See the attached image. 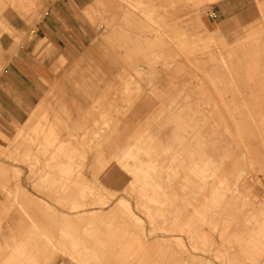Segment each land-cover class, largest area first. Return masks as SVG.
I'll return each instance as SVG.
<instances>
[{
  "label": "rangeland",
  "instance_id": "374dc122",
  "mask_svg": "<svg viewBox=\"0 0 264 264\" xmlns=\"http://www.w3.org/2000/svg\"><path fill=\"white\" fill-rule=\"evenodd\" d=\"M46 1H47V6L45 9V13L47 10H51V8L54 7V4L58 0H46ZM163 1L164 0H156L157 3H162V4H163ZM171 1H172V3H171ZM173 1H175V0H165L164 1L165 3L168 2V4H170L171 6H173L175 4L178 6V7L173 6V8L171 7L172 12L170 15L171 20L169 21L170 26H168V28L166 29V32H164V33L161 30H159L160 33H158V30H157L158 28L155 29L156 26L152 22H150V19L147 17L149 19V23H151L153 25V26H151L148 23L147 18L145 19V16H144V14L142 15V13H139V12L134 13L132 18H131L132 20L130 18H128L129 17L128 15L127 16L124 15V16H126L124 18H123V16H121L119 18L118 22H120V24H121L122 38L119 40L120 43L118 46H114L111 48L113 50H130V54H129L130 55V65L132 64L139 71V73L136 72V75L139 74L138 77L131 78V81L143 84L142 86H144V84L147 82V85L144 88L140 87L139 85H133V86L129 85V89L122 95V102L121 103H123L122 104L123 108H122V112H120V114H124L133 104H134L133 107H135V105L137 103H139L140 99L144 97L143 95L141 96L143 90L148 89L149 91L152 90L154 96L153 95H150V96L153 99L157 98L158 104L148 114V118H145V119L142 118L144 120H142L141 123L146 122V121H154V119L151 116L159 114L160 112H161V114L167 115L168 117L167 118L163 117L162 119H159L158 125H160V124L162 125L163 123H165V124H163L164 126H162V127L160 126V128H159V126L155 124V125H152V127L150 128L152 136H153V140L155 142L160 140L159 143L157 142L159 145L154 143L155 145H157V151L155 150L156 147L152 150L153 152L151 151L152 157L146 156V158H143L145 155L141 154L142 157L139 160V164H138V162L135 161L137 159H134V162H132L133 160L132 161L130 160V162H129V160H127L126 162L124 161L125 164H122V163H120V161H117V160L115 161L112 158V159H110L109 163H108V159L106 162L103 161L104 164H107L105 166L103 164L102 160L94 159L95 161H93V158L90 157L91 156L90 153L87 154L88 159L87 158L82 159L83 161L81 159L77 158L76 161L80 160V162L82 164L80 162L79 163L76 162L77 163L76 164L75 160H73V162L76 165L72 164V167L76 166L78 168V170H77L78 172H76L75 169L73 168L74 169V172L72 173L73 175H70L69 177L71 179L79 178L82 180L85 179V177H86V180L89 181L86 183H88L90 186H92L93 191L96 192V194H94L95 192H93L91 190L92 197L96 196L94 199L91 197V194L89 193L90 191L89 192L87 191L89 194L87 196V198L90 197V199H87V198H80L79 197L80 194H77L78 192L77 193L75 192L78 190H76L74 188H73L74 191L72 189H70L69 192H68L69 189L68 190L62 189V191L64 190V192L67 191L65 193L62 192L61 189H59V190L52 189L51 182H48L46 179L51 181V179L56 178L54 180L53 184H58L57 181L59 178L57 175L52 177V176L43 174L42 170H38L39 168H42V166L44 165L45 160L44 161L42 160L41 164H39L41 159H43V158H40L39 160H37V163L40 165V167L38 165H35V166L31 165L32 163L36 162L35 160H26L25 161V159H23L24 160L23 161L21 158H17L19 156H18V154H16L17 153L16 149H13V147L16 146V141H15L17 139L16 133L18 131L17 129L19 128V127L17 128V125H20V127H21L23 123L25 124V122H26L25 120L30 117V119L28 120V127L26 128V130L29 131L32 128V125L36 119V117H35V106L36 105L32 109H30L28 113L24 112L23 116H21L20 118H14L13 115L15 114V111L17 110V108L19 109V107H21L20 105H22V104H20V103L10 104L8 102H2V103L0 102V164L1 165L4 164V165L0 166V168H2L3 171L6 170L5 174H0V207H1V204H4L6 206L8 205L7 207L5 206L7 213H6V211L5 212L3 211L0 214L1 219H2L1 225H0V233L5 232V223L7 221L11 220L14 223V219L16 217H18V215L20 214V213L19 214L17 213L18 210L21 207H24L23 202L28 201L29 203H31L30 205H32V207L35 208V210L37 212L38 211L40 212V213L39 212L37 213L38 216H40L39 222L37 224V228L32 230L33 234H32L31 244H33V245L37 244L38 248L40 247L41 250L40 249L39 250L41 251V253L38 256H39V258H42V263H38L37 262V256H35L34 258L29 260V257L23 254L22 256H20L18 258L11 259L14 262L7 263V264H15V263L16 264H20V263L21 264L22 263L23 264H27V263L29 264L30 261L37 262L38 264H74V263L83 264L80 261V258H84V257H87L88 259H90V258L88 256H81L79 254L75 255L74 257L69 256L70 243L68 241V235L70 233L73 234L74 232H76V233L82 232V231H84L86 229H90V228L91 229L98 228L103 232L125 231L129 234H133L132 236H135L137 238L141 237L139 239L140 240L142 239V240L141 241L139 240V241L143 242V245L145 246V247H143V249L145 248V250L147 251V254L154 261L155 264L156 263L157 264H160V263L165 264L162 262H166V264H264V254H262L264 252H262L261 253L262 255H260V252L257 251L258 250L257 248H259V246L254 247L253 245H251V242H253V244H255V245L256 244L264 245V239H261L262 237H264V221H261V220H264V219H262V218H264V59L259 61L257 59V57L254 56V52L256 51L254 49V47L248 46V45H250V44H248V42H255V40H256L255 37H253L254 39L248 37V35L251 34L252 31H253L252 33L254 36L261 35L262 38H264V30H262V29H264V28H262V27H264V25H261V23H259L261 21H264V19L260 18V17L264 16V14H262V12H264V0H257V1L253 0L254 8H256V9H255V14L251 17L250 21L236 22V23L230 25V28H227L225 30L217 29V31H216L217 33H215L214 38L210 39V37L208 38V35H205V34L202 35V34L186 33L185 32L187 35L185 38V41L188 43L186 45V47L188 46V49L191 48L190 50H192L191 51V58L194 55L198 56L197 58H199V59L197 62H199L201 60V58L199 56L202 55L203 53L205 54L204 50H212L213 52L216 51L213 53V54H215V60H213L212 63H215L216 66H217V63L220 64V65L218 64L219 66H221V63H222V65H225V64H227V62H225L224 60L225 59L228 60L231 57L229 51L233 50V51H236L237 56L240 55L238 58H240V57L242 58V59L240 58V61H237V64H239L238 66H241V67L243 66V68H245V66H246L247 69L250 67V69H248L247 71H249V72L251 71V73H252L251 78L246 79V78H243L241 76H237L234 79H231V82L233 81V83H231L229 85V87H228V85H225V86L218 85V86L213 87L212 86L213 84L210 83V81L212 82V80L210 78H209V80H207L208 77H206V75H204L202 72V70L204 69V67H203L204 65L202 66V64L204 63L205 66L207 64V67L210 68L209 65H211V61H209V59L207 60L205 57H203L205 59L202 58L201 61H203V60H205V61H203V63L200 61L202 64L196 63L195 65L198 67L197 68L198 70H197V69H195L196 67L192 68V66L194 64H193V62L191 63V61H189L191 59L189 57L190 54L186 53V52H189L190 50H186L185 47H184L185 50H180V49H184V48H180L179 46L176 47L174 45V42H175L174 35L176 34V28L178 27V24H176L177 19H180L182 17L181 18V20H182L181 24L184 25L186 23L185 21L189 18V15L187 16V14H189L191 11H192V13H190L191 14L190 16H196V14H197V16H199L201 19L206 18V17H208L209 19H216V14L214 12L215 10L213 9V7H214L213 3H209L208 0H202L203 2L204 1L205 2L203 3L201 1L200 3H203L204 5L202 4L203 5L202 6L199 3V5H198L199 7L197 6V8H196L197 11L195 12L196 13L195 14V13H193L194 11L192 10V4L190 3L191 2L190 0H188L189 2L186 0V2L185 3L183 2V3L186 4L185 6L190 5L191 9L189 6H188L189 7L188 8V7L181 5V4H183L181 2V0H178L180 2L176 1L178 4L180 3L179 5ZM182 1H184V0H182ZM81 2L83 3L81 6H75L74 4L70 5L69 1H67V3L65 4V7H63L62 9L64 10L65 14H72V15L79 17V19L82 20V22H81L82 26H88V27H91L93 29V36L91 39V44H92V46H95V44H97L99 42V40H101L102 37H104V35L108 34L109 29H107V25L105 24L102 15L97 11L96 6L91 8V11H89V9L87 7L91 2L89 0H81ZM119 4L121 5V6H119L121 9L122 8L123 9L128 8V9L134 10V11L136 9L137 10L139 9V8L135 9L133 7H129L126 0H120ZM205 4H206V6H205ZM255 5H257L258 8ZM179 6H181V7H179ZM116 7L117 6L112 5V3H111L110 6L107 8L106 16L108 15L111 18L112 12L116 9ZM174 7H177V8H174ZM187 9H189V10H187ZM257 9H258V11H257ZM4 10H5V13L7 15L6 18L8 19L10 24L18 32H22L24 34V39L19 44L18 48L19 47L25 48V46L31 40L36 38L35 25L39 21H41V18L43 16L34 22H29L27 20V17L21 16L15 8L13 9V7H11L9 5H6ZM87 10L89 12H86ZM137 10H136V12H137ZM188 11H189V13H188ZM127 13L132 14V11H130V13L129 12H127ZM37 14H39V12L36 10L35 15H37ZM184 16H187L188 18H186ZM255 19L257 22L255 21ZM145 21H147V22H145ZM262 24H264V23H262ZM147 25L151 26L152 29L155 26L154 29L157 32L154 33L153 32L154 30H152L151 28H148V29H150L152 31H150V30L148 31ZM259 26H261V27H259ZM256 27H258L259 29L261 28V29L260 30L258 28L256 29ZM210 31H215V30H210ZM161 32L163 33L162 35H161ZM159 34L161 35V37L159 36ZM145 35H147V36H145ZM157 36H159L160 38H158ZM153 37H157V38H153ZM219 37L223 38L224 42L226 43V46L218 45L217 39ZM147 39H148V41H151V42L147 43L148 42ZM207 40H209L210 42H208ZM245 40H246V43H245ZM262 40H264V39H262ZM0 41H1V45L3 47L2 51L7 52L8 51L7 48L13 42V37L11 35H8V33L2 32V34L0 35ZM115 41H116L115 43L118 44L117 40H115ZM219 41H221V40H219ZM158 42L161 44V46H152V45H158L157 44ZM203 42L204 43L206 42L208 44V46L207 47L203 46V44H204ZM89 43L90 42L88 40H83V45H88ZM236 43L238 46L235 45ZM148 45H149V47H148ZM51 47H52L51 44H49V42L47 40L41 39L38 41V44H37V47L35 50H39V54H40V53H42V50H51ZM225 49L226 50L228 49V50L225 51ZM251 49L252 50L254 49L255 51L253 52ZM161 50L164 54H167L166 51H168L167 56L173 57L176 55L175 61H173V63H176V64L177 63L179 64V62L182 63L181 60H183V58L188 55L187 57L190 59H188V58L184 59V60H186L185 63H183V67L185 68V70L183 69L182 73L181 72L179 73L180 75L179 74L173 75L174 70H172V68H170L167 64H165L164 60L162 61L163 64L161 63L160 60L163 59L162 57H159V59L157 57V61H155V64H154L155 67L153 70L148 71L145 69V66L147 68V61H146L147 57L149 58V56L151 54L156 53V51L160 52V56H161ZM241 50H243V52H241ZM262 50H264V49H262ZM18 51L19 50H16V52L11 56V58L9 59L7 64L3 67L2 71L0 72V82H1V78L4 76L6 69L9 68L11 60L13 58H15ZM153 51H155V52H153ZM218 51H221V52H218ZM238 51H239V53L240 52L241 53L239 54ZM176 52L177 53L179 52L178 53L179 56L176 54ZM227 52L229 54H227ZM248 52L252 53V55L251 54L249 55ZM196 53H198V54H196ZM157 54L159 55V53H157ZM192 54H194V55H192ZM234 54L235 53H232V56ZM262 54H264V53H262ZM262 54H260V55L262 58H264V55H262ZM222 55H224V56H223V58L222 57L221 58L224 60H222L220 58V56H222ZM228 55H230V56L227 57ZM182 56H184V57H182ZM204 56H206V55H204ZM172 57H171V60H174V58H172ZM187 59H188V63H187ZM220 59L222 61H220ZM184 60H183V62H184ZM242 61H243V63H242ZM250 61H251V63H250ZM2 63L3 62L0 60V70H1ZM189 64H191L192 66ZM240 64H243V65H240ZM130 65H129V67H131ZM202 67H203V69H202ZM207 67H205V69ZM199 68H200V70H199ZM205 69L203 71H205ZM207 70L208 69H206L205 74H207ZM209 71H210V69L208 70V72ZM240 71H241V69H239V72ZM121 74H124L125 76L128 75L127 73H124V71H122L119 75L116 76V79L119 81L122 80L119 78V76ZM240 78H243V79H240ZM222 80H224V78H220V79L216 80L215 82H219V84H221ZM124 81H128L131 84V81L127 80V77L124 78ZM184 82H186V84H188L187 87H186V84ZM222 82H224V81H222ZM10 83H11V80H6L7 86L6 85L0 86V88L4 87L2 90L5 91L6 94H9ZM189 84L191 87H189ZM246 84H248V85L246 86ZM104 88L106 89V91H104V94H105L104 98H106V94H108L107 95L108 99L107 98L106 99L110 101L112 99V95L110 93L112 91L113 86L104 87ZM136 88L138 89L139 93H136ZM223 88L226 90V93H228V94H229V92H227L228 89L232 88L231 89L232 91L230 90L231 94H229V96H228L229 98L228 97L226 98L225 95L223 94V92L222 93L219 92V90L223 89ZM50 89H51L50 87H47L46 91L44 92V96H43V99L45 100V105L47 104V106L50 104L53 105L55 103L52 100V97L48 98L49 96H51V93H50L51 90ZM107 89L110 92H108ZM220 91H222V90H220ZM240 91H243V92H240ZM217 93H219V94H217ZM0 96H1V93H0ZM140 96H141V98H139ZM45 97L48 100L45 99ZM168 98L169 99L178 98V102L175 104L174 103L170 104L168 102ZM87 99H88L87 100L88 102H86V104H89L91 101L89 98H87ZM222 99H224V102L222 101ZM229 99L230 100L233 99V100L230 101ZM50 101L53 103H51ZM55 104H57V103H55ZM225 105L226 106L227 105L228 106H236L238 108H236L235 110H226L224 108ZM208 106H210L212 109L211 110L206 109V108H210ZM244 106H249L250 109L246 110L244 108ZM161 107H164L163 111L160 110ZM178 108H181V110ZM63 112H64V115L63 114L58 115V113H61V112H59V111H58V113L56 112L55 113L56 114L55 120L60 119L59 121L62 124L61 126H65L63 124L67 123V122H68V124H70L72 121L75 120V123H76L75 127L69 126V127H67V129L71 128L72 131L76 130L78 132V135L82 134V130H83V132L84 131L85 132L90 131L92 133L93 130H97V132H98V130H100V129L101 130L99 131L100 132L99 134H101V133L103 134L102 130L107 131L109 128H111V126H109L110 120H108L110 117H106L107 122L109 123V124L107 123L108 126H106V124L105 125L104 124L93 125L92 123H90L92 121L91 120L92 118L90 117V119H87L88 121L89 120L90 121L89 122L87 121L85 123V125L83 124L84 126L82 127V126L78 125V124H81L82 120L84 119V118L80 117V116H83L82 111H80V110H69L68 112L62 111V113ZM184 114H185V116L187 115L185 118L184 117L182 118V120H184V122H185V125H186V123H187V125H189V121H190V125L192 124V127H194V130H192V127H190V126L188 127L186 125L187 129L185 128L186 126L185 127L180 126L181 130L184 128L186 131L183 129V131L179 130L180 131L179 132L178 131L179 126L177 127L176 125H174L175 123L173 124V122H175V121H172V120L175 119L174 118L175 115H184ZM211 114L212 115H220V116H222V118H216V119L209 118L208 116H210ZM230 114L234 115L233 119L228 117V115H230ZM249 114H250V116H248ZM49 115L51 116V113ZM62 115H63V117H62ZM71 115L75 116L77 119H71L73 117ZM78 115H79V118H78ZM192 115H194V116H192ZM201 115L205 116V117H202L205 120H203L201 118V120L203 122H205V124H204L203 128H202V126L197 128L196 126H194V124H195L194 121L201 123L202 121H200V119H199L201 117ZM60 116H61V118H60ZM64 116L68 117L69 119H67ZM70 116H71V118H70ZM190 116H192V117H190ZM75 117H73V118H75ZM189 117H190V120L187 121L189 119ZM65 118L68 121L67 120L63 121V119L65 120ZM165 118H166V120H165ZM121 119L124 120V118H121ZM197 119H199V121ZM30 121H33V122L30 123ZM163 121H166V122H163ZM191 121H193V122H191ZM214 121L227 122V124H231V122L234 121L236 123H241V124L242 123H248L250 126L249 127H239V128L230 127V126H228L227 128L214 127L212 125L213 124L212 122H214ZM168 123H169V125H168ZM15 124H17V125L15 126ZM58 124H60V123H58ZM58 124L56 126L61 127ZM205 125H206V128H205ZM156 126H158V127H156ZM58 127H56V128H58ZM195 127H196V129H195ZM15 128H17V129H15ZM62 128L64 130L66 129V127H62ZM62 128L57 129V131H58L57 135L59 134L58 137L60 135L61 136L63 135L62 137L65 136V131L67 129L65 131L60 130ZM84 128H85V130H84ZM174 128H176L178 132H176V129H174ZM118 129H119V127H118ZM142 129H144V128L136 127L133 130V132L131 133V135H129L126 140H128V141L134 140L136 138L135 135L138 136L136 133L137 130H142ZM198 129H199V131L204 132V135L209 139V145L208 144H206V146L204 145L203 148L205 147L204 148L205 150L204 149L203 150L206 152L208 151L207 152L208 154L211 152V154H209V155H211L212 159H214L216 162H219L221 160V162H222L221 166L222 167L220 166L219 171L220 172L222 171L221 168H224L227 170L226 174L223 171L221 172L222 173L221 175H224V177H222V179L226 178V183H228L231 186V188L233 186V189H231L232 191L231 190L224 191L225 198L233 201V204H232L233 207L231 206L230 209L228 211H226L227 214L225 216H223V218H222V220H225L224 218H226V216H227L226 219L228 221L225 220L226 221L225 223L227 224V226H222V224L220 223L221 214L223 213L222 210L224 209V207H222V206H224V205L220 204L219 206H221V207H219L218 205L214 206V209H212V210H214L213 211L214 214L210 213L211 215L206 216L204 218V221L200 218V216L197 213H195L193 211L196 209L201 210V208L198 206H194L196 208V209H194L193 204L196 201H198V202H202V200L204 201L205 197L207 195L211 194V192L205 190L203 192H200L201 194L202 193H204V194H202V196H199L200 193L198 192V190L194 191V189H191V188H195L197 185H200V184L201 185L203 184V186L210 185V184L221 185V182L218 181L217 176L206 175V178H204L205 181H202V183H201L198 181L196 176H195V178H194V176L193 177L190 176L192 173L191 174L186 173V171L190 172V167H194L193 162L196 163V161H197V159L195 158L196 157L195 153H197V151L199 150V147L197 148V151H196L195 145H197V144L194 143V142H196V140H194V139H195V136H197L195 130H198ZM15 130H16V133L14 132ZM172 130H173V132L175 131L177 134H181L183 136V138H185L186 136L188 138V136H189L190 140H188L187 138L186 139L190 143L188 144L187 143L188 141H186V139H183L184 140L183 142L186 141L185 142L186 144L183 143V144H178L176 146L177 143L175 142L176 141L175 136L177 134L175 132L173 133ZM227 130H228V134H227ZM236 130L252 131L253 132V133L249 134L250 141H251V144L249 146L245 145V144L240 145L241 144L240 142H237V144H236V141H233L234 139L231 140L232 138L230 137V135H233L232 132L236 131ZM170 131H171V133H173L174 135L176 134V135L174 136L173 134L169 133ZM184 131L186 134L183 133ZM188 131L191 133H189ZM193 131H195V135L193 134ZM214 131H221V133H222V134H220L221 139L222 138L224 139V140L222 139L223 141L219 142L220 145L218 147L217 146L214 147V144H213L214 136H219V134H214L213 133ZM258 132H260V133H258ZM91 133L88 134V135H90V137H92V138H89V139H91V142H90V140L88 142L90 144H92V140L94 138H96L95 136L98 134L97 133L95 135V134H93V133L91 134ZM166 133L169 135V137H170V135H172L171 136L172 140L175 139V141L173 142L170 138L168 139ZM206 133L208 136L206 135ZM224 133H226V134H224ZM99 134L97 136H99ZM13 136H14V138H13ZM105 136H108V135L106 134ZM211 136H212V139H211ZM227 136H228V138H227ZM123 137H124V135H121V133H111V134L109 133V136L106 138L109 140H117V139L122 140ZM166 138L168 141L166 140ZM191 138H192V140H191ZM229 138H230V140H229ZM60 139H63V138H60ZM155 139H157V141ZM229 141H231V143H229V145H228L227 142H229ZM232 141H233V143H232ZM174 143H176L175 146H174ZM167 144H169V145H167ZM192 144H194V145H192ZM130 145L131 144L123 142L122 145L117 146V145H113V143H111L110 141H107V140L102 143V146H104V147H107V148L113 147L114 149H118V150L120 148L121 151L126 149ZM184 145H186V146L184 147ZM243 145L245 146L244 148H243ZM31 146H33L32 143H27V147H28L29 151H33ZM115 146H117V147L115 148ZM158 146L163 149L162 152H160V153L163 156L166 154L165 155L166 158L159 156L160 154L158 151H161V149ZM164 146H166V148H164ZM180 146L182 147V149ZM192 146H194V147H192ZM29 147H31V148H29ZM183 147L184 148L187 147L189 149V150L187 149L189 152L186 153L187 151ZM158 148H159V150H158ZM168 148L171 151H172V149H174V150L177 149L176 150L177 152L174 150L172 152H170V150ZM168 150H169V152H168ZM178 150H179V152H178ZM181 150H185L186 152L181 151ZM192 150H194V153L192 152ZM245 150L247 153L245 152ZM163 151H165V154ZM248 151H250V156L248 154ZM13 152H15V153H13ZM114 152H115V150H114ZM156 152H157V154H154ZM167 152H168V154H167ZM171 153H174V154L179 153L183 156V158L182 159H179V158L172 159V160H175V161H172L171 158L169 157L170 155H172ZM189 153L192 155L195 154L194 155L195 157H192V155H190ZM245 154H247L248 156H246ZM188 155H189V158H187ZM153 156H155L156 159L157 158L158 159L156 160L155 157H153ZM184 156H185V159H187V160L184 159ZM221 156H222V158H221ZM149 157L151 159H148ZM163 158H165V159H163ZM142 159L146 162L149 161V164L147 163L149 166L151 165V163L152 164L155 163V165L153 164L154 166H156L155 170L153 169L154 166H152V165H151V167H153V168L151 170H150L151 167L149 168L148 165L143 166V165H146V162H144L145 163L144 164L142 162L143 161ZM178 159L181 161H184L185 163L184 162L183 163L185 165L183 163H181V166H180L179 163L181 161L179 162ZM188 160H192V161H188ZM28 161H30V164ZM31 161H32V163H31ZM186 161H188L190 163H188ZM23 162L24 163L28 162V163L24 164ZM140 162H142V164ZM172 162L174 164H178L177 166L179 167V168L177 166L174 167V169L178 170V172H179V174L174 173V177H175V175H179V177H180V178L178 177L179 179H176L178 181L177 182L178 184H176V186L172 182V181H175V179L174 180L170 179V177L173 175V173H172V175L171 174L169 175L170 177L169 176L167 177V175L164 176V174L160 172V170H162V167H164L163 164H165L167 166L168 164H170ZM175 162H177V163H175ZM191 162L193 164H191ZM42 163H43V165H42ZM130 163L132 164V166H134V164H135L137 166L142 165L143 167L148 168L150 171L149 179L151 178L152 181L154 179V183H156V184L158 183L159 185L163 186L164 182H162V181H164V180H162V179L164 177H165L164 179H167L169 181H165V185H164L163 189L157 188V189H155V191H152L149 189H146V191H145V189L137 188V187H140L139 183H135L136 187H135V184L132 187L133 182H131L129 179V178H131V175L128 171H125V168L130 169L132 167ZM186 163L188 165H186ZM87 164L89 166H87ZM114 164H116L117 166ZM120 164H122L124 167H122V165L120 166ZM127 164H129L131 167H129V165H127ZM29 165H31V166H29ZM85 165L88 167V168H86L87 171H85V169H84L86 167ZM94 165H96L97 168H95V170H97L98 172L92 171V173H96V174L99 173V174H97L98 177L95 174H92L90 171L91 168L94 169V167H95ZM103 165H104V167H103ZM109 165H111V166H109ZM142 166H140V167H142ZM188 166H190V167L187 168ZM34 167L37 170H35ZM120 167H122L123 169L122 168L120 169ZM180 167H181V169L182 168L184 169V172H183V169H182V171L180 170ZM81 168H83L84 170ZM158 168H159V170H158ZM80 169L82 172L80 171ZM186 169H189V170H186ZM34 170H35L36 174H35V172H33ZM113 170H115V171H113ZM109 171H113L114 175L112 178H110V180H107V179H105V178H107L106 173ZM85 172H86V174H85L86 176L84 177L83 174ZM158 172H160L161 174ZM180 172H182V173H180ZM6 173H7V175H6ZM74 173H75V175H74ZM153 173L155 174V177L152 176ZM76 174L78 176H76ZM181 174L184 177L186 175L185 179L187 178V182H185L186 180L184 179L183 176H181ZM91 175H95V176H91ZM192 175H194V174H192ZM156 176L160 177L158 179L162 180V181L160 180L162 184L159 183ZM161 176H163V177H161ZM188 177L191 178L192 181L188 182V179H189ZM175 178H177V176ZM181 178H183V179H181ZM149 179L146 181L147 184L146 183L143 184L145 187H149V185H151V187H152L153 182H148V181H150ZM155 179H157V180H155ZM126 180L127 181L129 180V182H131V183L130 184H129V182L126 183L127 182ZM131 180H132V178H131ZM74 181H75V179H74ZM74 181L73 182L67 181V184L71 183V185L73 187H74V185L77 186L80 184V182L76 181V182H78V184H76ZM107 182L108 183L112 182V183L108 184ZM183 182H185V184L188 183V185L186 184V186H185V184ZM114 183L116 185V188L114 187L115 189L113 187L111 188V186H114L113 185ZM166 183L171 184V185H166ZM189 183H190V185H189ZM5 184H6L7 188L2 187L3 185L5 186ZM179 184L181 186L183 185L185 187L182 189V187L178 186ZM155 185H154V187H156ZM94 186L97 187V189H95ZM177 186L180 187L179 188L180 192L183 190V193L182 192L181 193L184 196H181L179 190L177 189ZM234 186H235V189H234ZM121 187H122V189H121ZM129 187H131L132 189L130 188L131 189L130 190ZM166 187L168 189H166ZM175 187H176V190L173 191L171 188L174 189ZM208 187L205 186V188H208ZM118 188H120V189H118ZM123 188H124V190H123ZM133 188L135 189V191ZM136 189L142 190L141 194H140V190H136ZM159 190H161V191H159ZM168 190H172L173 192L168 191ZM184 190L188 191V192H184ZM7 191H8V193H5ZM147 191H149L150 193ZM190 191H192V192H190ZM164 192H166V193H164ZM175 192L179 196V199H177V198L175 199L176 201L172 197L173 193L175 194ZM75 193H76V196H75ZM85 193L86 192H84V194ZM144 193H146V194H144ZM159 193L161 195H163V193H164L165 196L167 195L168 199L170 198L172 200V202L173 201L174 202L173 203L165 202V205H164L163 201H162V203H160L159 201L154 202L153 199L151 200V198L147 197V194H149V195H160ZM197 194H198V196H196V197L197 198L199 197L198 199L194 197ZM66 195H70V196H67L68 197L67 198V197H65ZM86 195H87V193H86ZM192 195H194V196H192ZM204 195H205V197L202 198ZM181 197H182V199H184V202H183V200H181ZM24 198H26V199H24ZM95 199L99 200V201H96ZM158 199L159 200H161V199L165 200L164 198H158ZM6 200H8V201H6ZM85 200H88V202ZM93 200H94V202H93ZM80 201L83 204L79 203ZM186 201L188 202V204H186ZM190 201H191V203L193 201L194 202L189 205ZM3 202H5L6 204ZM84 202H85V204L87 202V204L84 205ZM95 202H97V203L99 202V203L94 204ZM91 203H93V205ZM167 203L169 204V206L166 205ZM174 203H175V205L176 204L177 205L175 206ZM80 204H82L83 206ZM156 204L158 206H156ZM184 204H186V205H184ZM160 206H162V207H160ZM171 206L173 208H171ZM219 208H220V210H219ZM29 210H31V207L29 208ZM20 212H22V211H20ZM179 212H186L187 213L186 215H188V216L191 215V217H192L191 224L189 225V228H188L189 230L191 228V230L187 234L185 232L183 233L181 231L178 232L176 230L170 229L172 227V223H170V220L173 218V216H176V215L178 216ZM73 214L75 216H73ZM76 214H78L79 217L76 216ZM127 214H129V215H127ZM102 216H103V218H102ZM68 217H69V219L71 217L72 219H70V220H72L74 222H72V221L69 222ZM76 217H77V219H76ZM100 217H101V219H100ZM194 218H196V219H194ZM65 219H67V221H65ZM208 221H210V222H208ZM192 223H193V225H192ZM25 224L23 225L24 226L23 230L27 231L26 229L28 228V226H26ZM150 224H152V225H150ZM153 225H154V227H153ZM154 231H155V233H154ZM257 232L258 233L262 232V233H260V236H259V234ZM232 234H234V235H232ZM248 234H250V236H253V240H251V238ZM66 235H67V239H66ZM190 235H194V237H191ZM231 235L234 238L230 237ZM261 235H262V237H261ZM247 236H249V238H250L249 241H250V245H251L252 249L250 250V246H249V249L245 252V251H243V249L246 250L248 248V246L247 247L244 246V244H246L245 242L248 239ZM254 237H255V239H257V238L259 239L261 237L259 240H262L261 241L262 243H260L258 240H256V242L258 241L257 243H254V241H255ZM153 239H154V242H153ZM241 242L243 243V246H242L243 249H242V247H240ZM146 246H147V248H146ZM244 247H246V249ZM112 248L116 249L115 247H112ZM260 249L264 250V247H262ZM76 251L79 252V251H84V250L82 248L78 247L76 249ZM150 251H151V253H150ZM255 251H257V253H255ZM50 254H52V255H50ZM49 255L52 258L51 260H49V258H50ZM252 255H253V257H252ZM113 256L110 258V260L97 261V264H123V262H125L126 264H129V263L133 264L134 263L133 261H131L130 257H126L124 255H118V256L113 255ZM119 257L122 259H120ZM18 260H20V261L18 262ZM84 264H86V262Z\"/></svg>",
  "mask_w": 264,
  "mask_h": 264
},
{
  "label": "bare ground",
  "instance_id": "6f19581e",
  "mask_svg": "<svg viewBox=\"0 0 264 264\" xmlns=\"http://www.w3.org/2000/svg\"><path fill=\"white\" fill-rule=\"evenodd\" d=\"M23 1H25V3H27L26 2V0H23ZM44 1V0H43ZM139 1V0H138ZM145 0H143V2H144ZM165 1V0H164ZM163 1V4L165 3ZM180 2V1H178V0H175V1H173V2H175V3H177V2ZM188 1V0H187ZM191 2V4H192V10L194 11L193 13H195L196 11H197V6L199 5V3L202 1V0H190ZM218 1H220V0H208V2L209 3H216V2H218ZM257 1V0H256ZM7 2H9L10 4H15V2H14V0H7ZM17 2H19V0L17 1ZM152 2H154V0L152 1ZM181 2L183 3H185L186 2V0H184V1H182L181 0ZM189 2V1H188ZM203 2V1H202ZM205 2V1H204ZM203 2V3H204ZM207 2V1H206ZM207 2V3H208ZM20 3L21 4H19L20 5V7H21V5L23 6V4H25V3H22V1L20 0ZM146 3H149L148 1H146V2H144V4L146 5ZM157 3V2H156ZM155 2L154 3H152V5L154 6V4H156ZM168 3V2H167ZM171 3H172V1H171ZM181 4V5H183V6H185L186 4ZM203 3H200L201 5L203 4ZM208 3V4H209ZM31 4V5H30ZM30 4H29V2H28V4L27 5H30L29 7L27 6V7H23V8H19V6H18V8L20 9V11H23L25 14H31V12H32V10H34V7H32V4H33V2L31 3V1H30ZM44 4H47V2L46 3H44ZM135 4H137V3H135ZM162 4V5H163ZM178 4V3H177ZM180 4V3H179ZM178 4V5H179ZM40 5H41V3H40ZM139 5V4H138ZM152 5H150V4H148V7L146 6V7H137V5H136V7H133V8H139L138 10H137V12H139V13H142V15L144 14V16H145V19L148 17L149 19H150V22H152L155 26H156V28H155V26H154V28L155 29H157L158 30V33H160L159 32V30H161L163 33L164 32H166V29L168 28V26H170V23L168 22V19L165 21V19L163 20V18H160L161 16H160V14H157L158 16H160L159 18H153L152 16H153V14H154V8L153 7H151ZM200 5V6H201ZM204 5V4H203ZM202 5V6H203ZM17 5H15V7H16ZM25 6V5H24ZM36 6V5H35ZM47 5H45V7H46ZM134 6V5H133ZM156 6H157V4H156ZM168 6V5H167ZM171 6V5H170ZM173 6H177L176 4L175 5H173ZM173 6H171L172 8H173ZM182 6V7H183ZM189 7H190V5H188ZM188 6H185V7H188ZM205 6H206V4H205ZM255 6H257V5H255ZM12 7V6H11ZM14 7V6H13ZM33 9H32V8ZM162 7V6H161ZM164 8L162 9L161 8V11L160 10H157V11H160V13L162 14V16H165L169 11H167V10H169L168 8H167V10L165 9V6H163ZM178 7V6H177ZM177 7H174V8H177ZM179 7H181V6H179ZM188 7V8H189ZM199 7V6H198ZM172 8H170V9H172ZM257 8H258V6H257ZM14 9V8H13ZM35 9L37 10V8L35 7ZM156 9V8H155ZM157 9H160V6L157 8ZM183 9V8H182ZM185 9V8H184ZM190 9H191V7H190ZM199 9V8H198ZM256 9V8H255ZM17 10V9H16ZM136 10H135V12H136ZM187 10H189V9H187ZM262 10V9H261ZM44 11V10H43ZM134 11V10H133ZM132 11V14H134L135 12H133ZM156 11V10H155ZM257 11H258V9H257ZM34 12H35V10H34ZM136 12V13H137ZM16 13V12H15ZM33 13V12H32ZM157 13V12H156ZM188 13H189V11H188ZM190 13H192V11L190 12ZM187 14V16L189 15V17H190V15L191 14ZM198 13V12H197ZM196 14V13H195ZM262 14H264V12H262ZM31 15H33V14H31ZM40 15V14H39ZM168 15V14H167ZM258 15V14H257ZM261 15V14H260ZM21 16H27V15H21ZM29 16V15H28ZM36 16V15H35ZM187 16H184V17H186V18H188ZM196 16H197V14H196ZM181 17V16H180ZM179 17V18H180ZM258 17V16H257ZM147 18V20H148V23H149V19ZM166 18V17H165ZM182 18V17H181ZM181 18L180 19H177V21H176V24H178V27L176 28V34L174 35V37H175V42H174V45L176 46V47H180V48H186V50H190L191 48H189L188 49V46L186 47V45L188 44L186 41H185V38H186V31L182 28V26H181V22H182V20H181ZM255 18V17H254ZM261 19H264V16H262V17H260ZM27 19H30V17H27ZM34 19V18H33ZM33 19H32V21H33ZM35 20V19H34ZM258 20V19H257ZM255 21H256V19H255ZM261 21V20H260ZM145 22H147V21H145ZM257 22V21H256ZM0 23H2L1 21H0ZM259 23H261V25H264V24H262V23H264V21H261V22H259ZM151 26H153L151 23H149ZM246 25V24H245ZM244 25V26H245ZM28 26V25H27ZM149 25H147V29L148 28H151V26H149ZM258 26V25H257ZM259 27H261V26H259ZM152 29V30H154L153 32L155 33V32H157V31H155V29ZM244 28V27H243ZM258 27H256V29H257ZM262 28H264V27H262ZM2 29V28H1ZM0 29V30H1ZM3 29H4V27H3ZM6 29V28H5ZM4 29V30H5ZM196 29V28H195ZM246 29V28H245ZM255 29V30H256ZM259 29V28H258ZM261 29V28H260ZM259 29V30H260ZM4 30H2V31H4ZM9 30V29H8ZM150 29H148V31H149ZM152 30H150V31H152ZM193 30V29H192ZM204 30H206L207 31V34H208V29L205 27V29ZM258 30V31H259ZM262 30H264V29H262ZM145 31V30H144ZM147 31V32H148ZM8 32H11V30L10 31H8ZM7 32V33H8ZM161 32V35L163 34ZM186 32V33H185ZM253 32V31H252ZM251 32V34H249L248 35V37L249 38H253V37H255V42H248V44H250V45H248V46H253L254 47V49L256 50H252L253 52H254V56H256L257 57V59L259 60V61H261L262 59H264V58H262L261 57V55L260 54H262V53H264V50H262V49H264V40H262V39H264V38H262V36L261 35H257V36H254L253 35V33ZM257 33V32H256ZM260 33V32H259ZM13 34H14V32H13ZM13 34H12V36H13ZM196 34V33H195ZM8 35H10L9 33H8ZM15 35V34H14ZM18 35V34H17ZM155 35V34H154ZM157 35V34H156ZM161 35L159 34V36L161 37ZM210 35V34H209ZM16 36V35H15ZM22 36H24V35H22ZM27 36V35H26ZM145 36H147V35H145ZM159 36H157L158 38H160ZM157 37H153V38H157ZM20 39L19 40H22L21 38L22 37H19ZM209 38V37H208ZM17 39V38H16ZM210 39H211V37H210ZM254 39V38H253ZM14 40V39H13ZM154 40V39H153ZM202 40V39H201ZM204 40V39H203ZM247 40V39H246ZM246 40H245V43H246ZM147 41H148V39H147ZM208 42H210L209 40H207ZM17 42V41H16ZM21 42V41H20ZM149 42H151V41H148L147 43H149ZM201 42V41H200ZM204 43V42H203ZM239 43V42H238ZM242 43V42H241ZM244 43V42H243ZM19 44V43H18ZM158 45H152V46H161V44L158 42L157 43ZM196 44V43H195ZM215 44V43H214ZM17 45V44H16ZM200 45V44H199ZM202 45V44H201ZM218 45H223V46H226V43L224 42V41H218ZM235 45H237V43L235 44ZM151 46V45H150ZM203 46H208V44L205 42L204 44H203ZM238 46V45H237ZM247 46V45H246ZM16 47V46H15ZM148 47H149V45H148ZM196 47V46H195ZM199 47V46H198ZM218 47V46H217ZM14 48V47H13ZM185 48L184 49H180V50H185ZM249 48V47H248ZM245 49V48H244ZM221 50V49H220ZM228 50V49H227ZM226 49H225V51H227ZM11 51V50H10ZM191 51L192 50H190L189 52H186V53H189L190 54V58H191ZM223 51V50H222ZM224 51V52H225ZM153 52H155V51H153ZM152 52V53H153ZM167 52V54H164L163 52H162V50H161V56H160V52H158V51H156V53H154V54H151L150 56H149V58L147 57V70L148 71H151V70H153L154 69V64H155V61H157V57H158V59H159V57H162L161 59L162 60H160L161 61V63H162V61L164 60V63L165 64H167L170 68H172V70H174V74L173 75H177V74H179L180 72L182 73V71H183V69L185 70V68L183 67V63H185V61L186 60H184L185 58H188L187 56L186 57H184V56H182V57H184L183 58V60H184V62H183V60H181L182 61V63L181 62H179V64L177 63H173V61H175V56H167L168 55V51H166ZM170 52V51H169ZM196 52V51H195ZM204 52H205V54L204 55H206V56H204L203 54V56L202 55H200L199 57L201 58V60H202V58L203 57H205L207 60L209 59V61H211V65H209L210 66V68H208L207 67V64H206V66H205V64L203 63V61H205V60H203V61H199V62H197L198 61V59L199 58H197L198 56H196V55H194V54H192V55H194V56H192V58L190 59V58H188V59H190L189 61H191V63L193 62V66L191 65V64H189V65H191L192 66V68L194 67H196L195 69H197L198 67L195 65L196 63H201L202 64V66L204 67V69H205V67H207L206 69H210V71L208 72V70H207V74H205L206 72V69H205V71H203L204 69H203V67H202V72H203V74L204 75H206V77H208L207 78V80H209V78L212 80V82L210 81V83L211 84H213L212 86L214 87V86H218V85H223V86H225V85H228V87H229V85L231 84V83H233V81L231 82V79H234L235 77H237V76H241V77H243V78H246V79H249V78H251L252 76V73H251V71L249 72V71H247L248 69H250V67L247 69L246 68V66H245V68H243V66L241 67V66H238L239 64H237V61H240V58H238L240 55V53L241 52H243V50H241V52L239 53V51H238V55L239 56H237V53H236V51H233V50H230L229 51V53H230V55H231V57L228 59V60H224V59H222L223 58V56L224 55H222V56H220V58L222 59V60H224L225 62H227V64H225V65H222V63H221V66H219L220 64L219 63H217V66L215 65V63H212V61L213 60H215V54H213L214 52H216V51H212V50H204ZM218 52H221V51H218ZM217 52V53H218ZM250 52V51H249ZM248 52V53H249ZM12 53H13V51H12ZM157 53H159V55L157 54ZM179 53V52H178ZM178 53L176 52V54L178 55ZM181 53V52H180ZM193 53V52H192ZM216 53V54H217ZM228 52H227V54H229ZM232 53H235L233 56H232ZM196 54H198V53H196ZM222 54V53H221ZM224 54V53H223ZM226 54V53H225ZM245 54V53H244ZM247 54V53H246ZM252 55V53H249V55ZM158 55V56H157ZM182 55V54H181ZM218 55V54H217ZM216 55V56H217ZM230 55H228L227 57H229ZM262 55H264V54H262ZM156 56V57H155ZM179 56V55H178ZM202 56V57H201ZM219 56V55H218ZM217 56V57H218ZM242 56V55H241ZM245 56V55H244ZM253 56V57H254ZM62 57V56H61ZM170 57V58H169ZM171 57L172 58H174V60H171ZM181 57V58H182ZM208 57V58H207ZM216 57V58H217ZM10 58V57H9ZM205 58H203V59H205ZM219 58V57H218ZM217 58V59H218ZM246 58V57H245ZM188 59H187V63H188ZM220 59V61H222ZM242 59V58H241ZM249 59V58H248ZM252 59V58H251ZM60 60V59H59ZM180 60V59H179ZM58 62V61H57ZM60 62V61H59ZM62 62H63V60H62ZM61 62V63H62ZM218 62V61H217ZM181 63V64H180ZM186 63V64H187ZM241 63V62H240ZM242 63H243V61H242ZM250 63H251V61H250ZM157 64V63H156ZM163 64V63H162ZM185 64V65H186ZM197 64V65H198ZM200 64V65H201ZM219 64V65H218ZM173 65V66H172ZM240 65H243V64H240ZM51 66V65H50ZM53 66V65H52ZM250 66V65H249ZM240 67V68H239ZM243 68V69H242ZM239 69H241V71L239 72ZM54 70V69H53ZM198 70V69H197ZM199 70H200V68H199ZM217 70V71H216ZM196 71V70H195ZM66 72V71H65ZM197 72V71H196ZM199 72V71H198ZM67 73V72H66ZM68 74V73H67ZM199 74V73H198ZM180 75V74H179ZM203 75V76H204ZM70 76V75H69ZM125 77H127V76H125L124 74H121L120 76H119V78L120 79H122L119 83H121V84H119V87H121V91L119 90L120 88H118V84L116 83V85H115V87H116V89L115 88H113L114 89V91L112 92V93H110V94H116L115 95V97H119V95H120V98H118V100H119V103L120 102H122V95L129 89V85H130V82H128V81H124V78ZM261 77V76H260ZM72 78H73V75H72ZM220 78H224V80H222V81H224V82H222L221 81V84H219V82H215L216 80H218V79H220ZM243 78H240V79H243ZM75 79V78H74ZM76 81V80H75ZM243 81V80H242ZM241 81V82H242ZM123 82V83H122ZM187 82V81H186ZM186 82H184L185 84H186ZM246 82V81H245ZM192 83V82H191ZM190 83V84H191ZM77 84H79V82L77 83ZM190 84H189V87H191L190 86ZM244 84V83H243ZM242 84V85H243ZM249 84V83H248ZM248 84H246V86L248 85ZM80 85V84H79ZM78 85V86H79ZM106 85V84H105ZM187 85L188 84H186V87H187ZM77 86V87H78ZM81 86V85H80ZM185 86V85H184ZM114 87V86H113ZM243 87V86H242ZM104 88V87H103ZM79 89H83V91L84 90H86L85 88H79ZM102 89V88H101ZM109 89V88H108ZM108 89H107V91H108ZM112 89V90H113ZM227 89V88H226ZM232 89V88H231ZM231 89H228V91L227 92H229V94H231L230 92L232 91ZM220 90H222V91H220ZM219 90V92H223V94L225 95V97L227 98L228 96H229V94L228 93H226V90L223 88V89H220ZM225 90V91H224ZM231 90V91H230ZM103 91V90H102ZM50 92V91H49ZM86 92H87V90H86ZM108 92H110V91H108ZM120 92V93H119ZM149 92H151V94H153V92H152V90H150ZM198 92V91H197ZM240 92H243V91H240ZM245 92V91H244ZM51 96H49L48 98H50V97H52V100L55 102V103H57V104H53V105H48L49 107H50V109H49V107H48V109L46 108L47 107V104L44 106V104H43V102H42V106H44L45 108H40V109H42L43 111H41L40 113L39 112H36L35 113V117H36V119H35V122L33 123V125H32V128L29 130V131H27L26 130V128L28 127V120H27V122H25V124L23 125L22 124V126L20 127V125H17V124H15V126L17 125V128H15V129H17L18 131H17V133H16V130L14 131L15 133H16V137H17V139L15 140L16 141V146L15 147H13V149H16V154H18V156L19 157H17V158H21L22 160L23 159H25V161L26 160H35L36 162V164L35 163H32V161H31V165H33V166H35V165H38L39 167H40V165L39 164H41V162H42V160L44 161L45 160V162H44V165H43V163H42V168H39L38 170H42L43 171V174H46V175H49V176H52V177H54V176H58V184H53L54 183V180L56 179H51V181L50 180H48V179H46L48 182H51V187H52V189H57V190H59V189H61V191H62V189H65V190H68V192L70 191V189H72L73 190V188L74 189H76V190H78V191H75L77 194H80L79 195V197L80 198H87V196L89 195L88 194V192L91 194V190L93 191V187L92 186H90L88 183H86V182H89L88 180H86V172L83 174L84 175V177H85V179H79V178H74L75 179V181H74V179H71L69 176L70 175H73L72 173L74 172V169H75V171L76 172H78L77 170H78V168L75 166V167H72V164H75L76 162L77 163H79L80 162V160H78V161H76L77 160V158H79V159H85V158H87V154L88 153H90V157H92L93 158V161H95L94 159H99V160H102V162L104 161V162H106L107 161V159H108V163H109V161H110V159H114L115 161L117 160V161H120V163H122V164H125L124 163V161L126 162L127 160H129V162H130V160L132 161V162H134V159H137V160H135L136 162H138V164H139V160H140V158L142 157L141 156V154H144L145 156L143 157V158H146V156H151L152 154V150L156 147V151H157V145H155L154 143H156V144H158L159 143V141H157V139H155L157 142H155L154 140H153V136H152V133H151V130H150V128L152 127V125H158V123H159V119H162L163 117H168L167 115H163V114H161V112L159 113V114H156V115H153V116H151L153 119H154V121H146V122H140L138 125H137V127H139V128H144V129H142V130H137V135L138 136H136L135 135V139L134 140H132V141H128V140H126V141H124V143H128V144H131L130 146H128L126 149H124V150H120V148H119V150L118 149H115V152L113 153H110V154H107L106 153V151L104 150V146H102V143L104 142V141H106V140H108L106 137H108L109 136V133L111 134L113 131H114V129L113 128H116L115 126L117 125V122L119 121V119L121 118V116H118V117H120L119 119L117 118V119H114V120H112V119H110L111 118V116H110V124L107 122V119L106 118H104V116L109 112V111H111L112 109L111 108H109L108 109V105H109V103H108V101L106 102V104L108 103V107H105V108H102L103 109V111H100L101 109H100V107H104V106H102L101 105V103L103 104V102H101V100H103V97H104V95H103V93H104V91H103V93L102 94H100L99 92H98V95L100 94V96L101 95H103L102 97H100V96H98L97 97V99H94L95 97H96V95H95V97L93 98L94 99V104H93V106L92 105H90V106H92L90 109H89V111H87L86 112V114L83 116L84 117V119L82 120V121H84V122H81V124H78V125H80V126H84L85 125V123L88 121L87 119H90V117L92 118L91 120V122L90 123H92L93 125H95V124H106V126H108V124H109V126H112L111 128H109L107 131L105 130L104 131V133L102 134H99L100 132V130H98V132H97V130H93V134H99V136H95L96 138H94L93 140H92V144H90V143H88L89 142V140H90V142H91V139H89V138H92V137H90V135H88V134H90L89 132H83V130H82V134L81 135H77V131L76 130H74V131H72V129L70 128V129H67V127H72V126H74L75 127V120L74 121H72L70 124H68V122L67 123H64L63 125H65V126H61L62 124H61V122L58 120V119H56L55 120V118H56V112L58 113V111L59 112H61V113H58V115H61V114H63L64 115V112L62 113V111H66V112H68L70 109L64 104H62L61 103V101L62 100H59L60 98H58V97H56V94H54L53 93V91H52V89H51ZM84 93V95L88 98V96H90V94H86L85 93V91L83 92ZM136 93H139L138 92V89L136 88ZM197 94V93H196ZM217 94H219V93H217ZM228 94V95H227ZM250 94V93H249ZM107 95L108 94H106V98H107ZM118 95V96H117ZM222 95V94H221ZM113 96V95H112ZM90 98V97H89ZM105 98V99H106ZM229 98V97H228ZM42 99V98H41ZM45 99H47L46 97H45ZM104 99V100H105ZM108 99V98H107ZM245 99V98H244ZM48 100V99H47ZM51 100V99H50ZM90 100H91V98H90ZM96 100V101H95ZM103 100V101H104ZM113 100H116L115 98H113ZM118 100H117V102H118ZM230 100V99H229ZM233 99H231L230 101H232ZM235 100V99H234ZM43 101V100H42ZM45 101V100H44ZM111 101H112V99H111ZM222 101L224 102V99H222ZM250 101V100H249ZM40 102V101H39ZM51 102V101H50ZM92 102V101H91ZM90 102V103H91ZM101 102V103H100ZM112 102H114V101H112ZM116 102V101H115ZM115 102H114V104H115ZM116 102V103H117ZM168 102L171 104H175V103H177L178 102V98H172V99H169L168 98ZM51 103H53V102H51ZM104 103H105V101H104ZM41 104V103H40ZM106 104H103V105H105L106 106ZM111 104H113V103H111ZM113 104V105H114ZM89 105H87V106H89ZM116 105V104H115ZM118 106H119V104H117ZM121 105V104H120ZM39 106H41V105H39ZM110 106H112V105H110ZM121 107L123 108V106L121 105ZM208 107H210V106H208ZM223 107V106H222ZM85 108H87V107H85ZM85 108H84V110H85ZM112 108H115L116 110V112L114 111L113 112V110L111 111V112H113V113H116L117 114V110L119 109V107H118V109L116 108V107H112ZM226 110H235L236 108H238V107H236V106H226L225 105V107H224ZM244 108L246 109V110H249L250 109V107L249 106H244ZM46 109V110H45ZM105 109V110H104ZM111 109V110H110ZM178 109H180L181 110V108H178ZM206 109H209V110H211L212 108L210 107V108H206ZM62 110V111H61ZM107 110H109L108 112H107ZM119 110H121V109H119ZM160 110L161 111H163L164 110V107H161L160 108ZM83 111V110H82ZM51 113V116L49 115ZM85 113V112H84ZM98 114V116H99V118H98V116H97V118L95 117V114ZM112 113V114H113ZM67 114V113H66ZM116 114H114L115 115V117H117V115ZM57 115V116H58ZM63 115H62V117H63ZM108 115V114H107ZM71 116H73V115H71ZM71 116H70V118H71ZM108 116V117H109ZM187 116V115H186ZM185 116V114L184 115H175L174 116V120H172V121H175V122H173V124L174 125H176L179 129H178V131L179 130H181L180 129V126L181 127H185L186 125H187V123H186V125H185V122H184V120H182V118L184 117H186ZM192 116H194V115H192ZM192 116H190V117H192ZM248 116H250V114L248 115ZM34 117V116H33ZM51 117V118H50ZM64 117H66V116H64ZM73 117H75V116H73ZM71 118V119H77L76 117L75 118ZM81 117V116H80ZM82 117V118H83ZM114 117V116H113ZM112 117V118H113ZM114 117V118H115ZM146 117V116H145ZM190 117H189V119L187 120V121H189L190 120ZM202 117H205L204 115L202 116L201 115V117L199 118L200 119V121H202L201 120V118ZM209 118H213V119H216V118H222V116H220V115H210V116H208ZM228 117L229 118H231V119H233L234 118V115L233 114H230V115H228ZM58 118V117H57ZM60 118H61V116H60ZM67 119H69L68 117H66ZM65 118V120L63 119V121H66L67 119ZM78 118H79V115H78ZM81 118V119H82ZM86 118V119H85ZM146 118H148V116L146 117ZM166 118H165V120H166ZM108 119V120H109ZM199 119H197L198 121H199ZM203 119V118H202ZM196 120V119H195ZM203 120H205V119H203ZM62 121V120H61ZM68 121V120H67ZM70 121V120H69ZM78 121V120H77ZM90 121V120H89ZM88 121V122H89ZM169 121V120H168ZM186 121V122H187ZM194 121V120H193ZM193 121H191V122H193ZM33 121H30V123H32ZM163 122H166V121H163ZM29 123V124H30ZM58 123H60V124H58ZM89 123V124H90ZM108 123V124H107ZM194 126H196L197 128H199V127H201L202 126V128H203V126H204V124H205V122H195L194 121ZM210 123V122H209ZM213 124V126L214 127H223V128H227L228 126H230V127H236V128H239V127H249L250 125L248 124V123H236V122H231V124H227V122H222V121H214V122H212ZM59 125V126H61V127H58V126H56V125ZM84 124V125H83ZM163 124H165V123H163ZM158 125L159 126V128H160V126L162 127V126H164V125ZM171 124V123H170ZM14 125V124H13ZM168 125H169V123H168ZM210 125V124H209ZM92 126V125H91ZM118 126V125H117ZM158 126H156V127H158ZM172 126V125H171ZM188 127L190 126V127H192V124L190 125V121H189V125H187ZM187 126L185 127L186 129H187ZM208 126V125H207ZM211 126V125H210ZM13 127V126H12ZM56 127H58V128H62V127H66V131L62 128V129H60V130H64L65 131V136L64 137H62L61 135L59 136L60 138H63V139H60L59 137H58V135H57V133H58V131H57V129L58 128H56ZM175 127V126H174ZM196 127H195V129H196ZM14 128V127H13ZM94 128V127H93ZM98 128V127H97ZM155 128V127H154ZM205 128H206V125H205ZM74 129V128H73ZM78 129V128H77ZM174 129H176V128H174ZM184 129V128H183ZM183 129L181 130V131H183ZM84 130H85V128H84ZM185 130V129H184ZM192 130H194V127H192ZM94 131H96V132H94ZM177 131V129H176V132H178ZM186 131V130H185ZM185 131L183 132V133H185ZM196 131V135L197 136H195V139L194 140H196V142H194V143H196L197 145H195V148H196V151H197V148L199 147V150L197 151V153H195L196 154V157L194 156V155H192V154H190V155H192V157H195L196 159H197V161H196V163L195 162H193L194 163V167H190V166H188L187 168H189L190 167V172H188V171H186V173H192V174H194V175H190V176H194V178H195V176H196V178L198 179V181L199 182H201L202 183V181H205L204 180V178H206V175H212V176H217L218 177V181L219 182H221V185H213V184H210V185H205L206 187H208V188H205V186H203V184L201 185H197L195 188H191V189H194V191H196V190H198V192L200 193V192H203V191H205V190H207V191H209V192H211V194H209V195H207L206 197H205V195L202 197V198H204L205 197V199H204V201L202 200V202H198V201H196L194 204H193V207L194 206H198V207H200L201 208V210L199 209V210H197L195 207H194V209H196V210H193L195 213H197L199 216H200V218L204 221V218L206 217V216H209V215H211L210 213H213V211L214 210H212V209H214V206H216V205H224V206H222V207H224V209L222 210L223 211V213L221 214V220H220V223L222 224V226H227V224L225 223L226 221L225 220H227L226 218H227V216H226V218H224L225 220H222V218H223V216H225L226 214H227V212L226 211H228L229 209H230V207L232 206V204H233V201L232 200H229V199H226L225 198V194H224V191H229V190H231V189H233V186H232V188H231V186L228 184V183H226V178H224V179H222V177H224V175H221L222 173V171L226 174L227 173V170L226 169H224V168H221V172L219 171V169H220V166L222 165V162H221V160L219 161V162H216L214 159H212V156L211 155H209V154H211V152L208 154L206 151H204L205 149V147L203 148V146L205 145L206 146V144H208L209 145V139L204 135V132H202V131H199V129L198 130H195ZM195 131H193V134L195 135ZM204 131V130H203ZM63 132V131H62ZM102 132H103V130H102ZM106 132V133H105ZM133 132V131H132ZM131 132V133H132ZM172 132H173V130H172ZM175 132V131H174ZM173 132V133H174ZM175 132V133H176ZM180 132V131H179ZM189 132V131H188ZM210 132V131H209ZM212 132V131H211ZM224 132V131H223ZM231 132V131H230ZM91 133V134H92ZM157 133V132H156ZM169 133H171V131L169 132ZM173 133H171V134H173ZM189 133H191V132H189ZM214 134H219V136H214V140H213V144H214V147H218L219 145H220V141H223L222 139H221V135L220 134H222L221 133V131H214L213 132ZM233 133V135H230V137L232 138L231 140H233V141H236V144H237V142H240L239 144L240 145H242V144H245V145H250L251 144V141H250V136H249V134H251V133H253L252 131H242V130H236V131H233L232 132ZM255 133V132H254ZM258 133H260V132H258ZM14 134V133H13ZM108 135V136H105V135ZM167 134V133H166ZM177 134V133H176ZM175 134V135H176ZM186 134V133H185ZM184 134V135H185ZM209 134V133H208ZM224 134H226V133H224ZM227 134H228V130H227ZM131 135V134H130ZM165 135V134H164ZM174 135V134H173ZM174 135V136H175ZM206 135H207V133H206ZM94 136V135H93ZM172 135H170V137H169V135L167 134V137H168V139L170 138L171 140H172V137H171ZM173 136V137H174ZM208 136V135H207ZM229 136V135H228ZM228 136H227V138H228ZM131 137V136H130ZM185 137V136H184ZM194 137V136H193ZM13 138H14V136H13ZM132 138V137H131ZM187 138V136L185 137V138H183V136L181 135V134H177L176 136H175V139H176V141H175V139L174 140H172L173 142L175 141L176 143H174V146H175V144H176V146L178 145V144H183V143H185L186 141H188V140H190V138H189V136H188V140L186 139ZM183 139H186V141L185 142H183L184 140ZM211 139H212V136H211ZM165 140V139H164ZM166 140H167V138H166ZM191 140H192V138H191ZM229 140H230V138H229ZM238 140V141H237ZM14 141V140H13ZM168 141V140H167ZM233 141H232V143H233ZM123 142V141H122ZM121 142V143H122ZM130 142V143H129ZM27 143H32L33 144V146H31L32 147V149H33V151H29V149H28V147H27ZM165 143V142H164ZM188 144L190 143L189 141L187 142ZM229 143H231V141H229V142H227V144L229 145ZM186 144V143H185ZM30 145V144H29ZM119 145V144H118ZM120 145H122V144H120ZM159 145V144H158ZM167 145H169V144H167ZM172 145V144H171ZM170 145V146H171ZM192 145H194V144H192ZM182 146V145H181ZM180 146V147H181ZM186 145H184V147H185ZM190 146V145H189ZM197 146V147H196ZM213 146V145H212ZM31 147H29V148H31ZM159 147V146H158ZM162 147V146H161ZM179 147V148H180ZM183 147V148H184ZM192 147H194V146H192ZM245 146L243 145V148H244ZM160 148V147H159ZM159 148H158V150H159ZM164 148H166V146H164ZM250 148V147H249ZM31 149V150H32ZM161 149V151H158L159 152V156L160 157H165L166 158V154H165V151H163L164 152V156L163 155H161V153L160 152H162V148H160ZM169 149V148H168ZM181 149H182V147H181ZM185 150H181V151H184V152H186V153H188L189 151V149L186 147V148H184ZM188 149V150H187ZM194 149V148H193ZM204 149V150H203ZM247 149V148H246ZM154 150V151H155ZM166 150V149H165ZM170 150V149H169ZM169 150H168V152H169ZM174 149H172V151H173ZM177 150V149H176ZM176 150H174V151H176ZM152 151V152H151ZM171 150H170V152H172ZM33 152V153H32ZM168 152H167V154H168ZM177 152V151H176ZM178 152H179V150H178ZM192 152L194 153V150H192ZM245 152H246V150H245ZM13 153H15V152H13ZM228 153V152H227ZM226 153V154H227ZM247 153V152H246ZM154 154H157V152L156 153H154ZM172 155H170L169 157L171 158V160L172 159H176V158H179V159H182L183 158V156L181 155V154H179V153H176V154H174V153H171ZM218 154V153H217ZM248 154H249V156H250V151H248ZM187 155V154H186ZM225 155V154H224ZM246 156H248L247 154H245ZM244 155V156H245ZM158 156V155H157ZM216 156V155H215ZM227 156V155H226ZM152 157V156H151ZM153 157H155V156H153ZM40 158H43V159H41V161H40V163L38 164L37 163V160H39ZM76 158V159H75ZM165 158H163V159H165ZM187 158H189V155L187 156ZM219 158V157H218ZM221 158H222V156H221ZM88 159V158H87ZM148 159H151L150 157L148 158ZM155 159H156V157H155ZM158 159V158H157ZM156 159V160H157ZM178 159V161L180 162L181 160H179ZM184 159H185V156H184ZM192 159V158H191ZM194 159V158H193ZM21 160V161H22ZM73 160H75V163L73 162ZM143 160V159H142ZM154 160V159H153ZM155 160V161H156ZM170 160V159H169ZM170 160V161H171ZM185 160H187V159H185ZM218 160V159H217ZM223 160V159H222ZM24 161V160H23ZM83 161V160H82ZM162 161V160H161ZM172 161H175V160H172ZM188 161H192V160H188ZM188 161H186V162H188ZM29 162V164H30V161H28ZM28 162H23L24 164H26V163H28ZM34 162V161H33ZM39 162V161H38ZM89 162V161H88ZM92 162V161H91ZM90 162V163H91ZM104 162H103V164H104ZM131 162V163H132ZM143 163L144 162H146V161H142ZM142 162H140L141 164H142ZM151 162V161H150ZM164 162V161H163ZM184 161H181L179 164H180V166H181V163H183ZM224 162V161H223ZM76 163V164H77ZM81 163V162H80ZM130 163V164H131ZM149 164V161L148 162H146V165H143V166H147L148 164ZM175 163H177V162H175ZM185 163V162H184ZM183 163V164H184ZM188 163H190V162H188ZM192 162H191V164H193ZM75 164V165H76ZM82 164V163H81ZM102 164V163H101ZM117 164V163H116ZM116 164H114V165H116ZM122 164H120V166L122 165ZM145 164V163H144ZM154 165H155V163H153ZM152 163H151V165L152 166H154ZM163 164V163H162ZM224 164V163H223ZM2 165H4V164H2ZM1 164H0V166H2ZM31 165H29V166H31ZM97 165V164H96ZM96 165H94L95 167H94V169H92L91 167V169H90V171H91V173H92V171L93 172H96L97 170H95V168H97L96 167ZM105 166L107 165V164H104ZM104 165H103V167H104ZM127 165H129V164H127ZM126 165V166H127ZM151 165L149 166V168L151 167ZM157 165V164H156ZM178 164H174L173 162L172 163H170V164H168L167 166L165 165V164H163V166L164 167H162V170H160V172L161 173H163L164 174V176H166L167 175V177L171 174L172 175V173H173V177L171 176H169L170 177V179H172V180H174L175 179V181H172L173 182V184L176 186V184H178L177 182V180L176 179H179L180 177H179V175H175V177L177 176V178H175L174 177V173H177V174H179V172H178V170H175L174 169V167L175 166H177ZM185 165V164H184ZM186 165H188L187 163H186ZM6 166V165H5ZM4 166V167H5ZM27 166V165H26ZM37 166V167H38ZM78 166V165H77ZM86 166V165H85ZM87 166H89L88 164H87ZM85 167L84 169H85V171H87L86 170V168H88V167ZM109 166H111V165H109ZM108 166V167H109ZM117 166V165H116ZM131 166H132V164H131ZM130 165H129V167H131ZM140 166H142V165H140ZM140 166H137V165H135L134 164V166H132L130 169H127V168H125V171H128L129 173H130V175H131V178H132V180H131V178H129L130 179V181L131 182H133L132 183V187H133V185L135 184V183H139L140 184V187H137V188H140V189H145V191H146V189H149V190H152V191H155V189H163L164 188V185H165V181H169V180H167V179H162V180H164V181H162L161 179V181L162 182H164V184H163V186H161V185H159L158 183L156 184V183H154V179H153V181L151 180V178L149 179V174H150V171H149V169L148 168H146V167H140ZM10 167V166H9ZM28 167V166H27ZM82 167V166H81ZM114 167V166H113ZM122 167H124L123 165H122ZM122 167H120V169L122 168ZM155 167L156 166H154V168L153 167H151L150 168V170L153 168L154 170H155ZM178 167V166H177ZM222 167V166H221ZM12 168V167H11ZM15 168V167H14ZM35 168V167H34ZM74 168V169H73ZM179 168V167H178ZM185 168V167H184ZM5 169V168H4ZM33 169V168H32ZM81 169H83V168H81ZM81 169H80V171H81ZM83 169V170H84ZM107 169V168H106ZM123 169V168H122ZM127 169V170H126ZM177 169V168H176ZM183 169V168H182ZM182 169H181V167H180V170L182 171ZM35 170H37L36 168H35ZM35 170L33 171V172H35ZM108 170V169H107ZM111 170V169H110ZM158 170H159V168H158ZM179 170V171H180ZM186 170H189V169H186ZM113 171H115V170H113ZM113 171H109V172H107L106 174H107V178H105V179H107V180H110V178H112L113 177V175H114V172ZM5 172H6V170H4L3 171V169L2 168H0V174H5ZM30 172V171H29ZM82 172V171H81ZM84 172V171H83ZM98 172V171H97ZM101 172V171H100ZM160 172H158V173H160ZM183 172H184V169H183ZM156 173V172H155ZM160 173V174H161ZM180 173H182V172H180ZM35 174H36V172H35ZM78 174V173H77ZM76 174V176H78ZM92 174H95L96 176H97V174H99V173H92ZM154 174V173H153ZM152 174V176H154L155 177V174L153 175ZM6 175H7V173H6ZM45 175V176H46ZM74 175H75V173H74ZM95 175H91V176H95ZM158 175V174H157ZM44 176V175H43ZM89 176V175H88ZM151 176V175H150ZM181 176H183L182 174H181ZM98 177V176H97ZM157 177V179L158 178H160L159 176H156ZM161 177H163V176H161ZM179 177V178H178ZM184 177V176H183ZM185 177H186V175H185ZM185 177H184V179H185ZM226 177V176H225ZM47 178V177H46ZM189 178V177H188ZM45 179V178H44ZM114 179V178H113ZM116 179V178H115ZM128 179V178H127ZM150 180V181H148V182H153V185H152V187H151V185H149V187H145L143 184L144 183H146L147 184V180ZM157 179H155V180H157ZM169 179V178H168ZM181 179H183V178H181ZM86 180V181H85ZM159 179H158V181H159V183L160 184H162L161 183V181H160ZM186 181L185 182H187V178L185 179ZM67 181H71V182H75L76 184H78V182H80V184L79 185H77V186H75L74 185V187L71 185V183L70 184H67ZM76 181H78V182H76ZM100 181V180H99ZM112 181V180H111ZM124 181V180H123ZM127 181V180H126ZM189 181H192V179L191 178H189L188 179V182ZM228 181V180H227ZM119 182V181H118ZM125 182V181H124ZM129 182V180L126 182V183H128ZM131 182H129V184L131 183ZM171 182V183H172ZM185 182H183L184 184H185ZM214 182V181H213ZM212 182V183H213ZM216 182V181H215ZM229 182V181H228ZM99 183V182H98ZM108 183V182H107ZM106 183V184H107ZM110 183H112V182H110ZM110 183H108V184H110ZM181 183V182H180ZM182 183V184H183ZM223 183V184H222ZM53 184V185H52ZM100 184V183H99ZM117 184V183H116ZM152 184V183H151ZM156 184V185H155ZM172 184V185H173ZM187 185H188V183H186ZM186 184H185V186H186ZM218 184V183H217ZM8 185V184H7ZM102 185V184H101ZM114 186H111V188L113 187H115L116 188V185H115V183L113 184ZM154 185L156 186V187H154ZM158 185V186H157ZM166 185H171V184H168V183H166ZM173 185V186H174ZM189 185H190V183H189ZM232 185V184H231ZM5 186H6V184H5ZM4 185L2 186V187H4V188H7V186L5 187ZM148 186V185H147ZM178 186H180V187H182V189L185 187V186H181L180 184L178 185ZM177 186V189L179 190V188L180 187H178ZM50 187V186H49ZM50 187V188H51ZM95 187V186H94ZM135 187H136V184H135ZM134 187V188H135ZM114 188V189H115ZM131 187H129V189H130ZM133 188V189H134ZM9 189V188H8ZM95 189H97V187H95ZM118 189H120V188H118ZM121 189H122V187H121ZM132 189V188H131ZM130 189V190H131ZM140 189H136V190H140ZM166 189H168L167 187H166ZM173 191L174 190H176V187L173 189V188H171ZM190 189V190H191ZM234 189H235V186H234ZM117 190V189H116ZM123 190H124V188H123ZM126 190V189H125ZM172 190H168V191H171V192H173ZM2 191V190H1ZM52 191V190H51ZM74 191V190H73ZM72 191V192H73ZM88 191V192H87ZM118 191V190H117ZM127 191V190H126ZM129 191V190H128ZM133 191V190H132ZM134 191H135V189H134ZM141 191L142 190H140V194H141ZM157 191V190H156ZM159 191H161V190H159ZM163 191V190H162ZM166 191V190H165ZM232 191V190H231ZM19 192V191H18ZM62 192H64V190L62 191ZM61 192V193H62ZM65 192H67V191H65ZM64 192V193H65ZM84 192H86L87 193V195H86V193L84 194ZM93 192H95V191H93ZM92 192V193H93ZM131 192V191H130ZM139 192V191H138ZM137 192V193H138ZM147 192H149V191H147ZM167 192V191H166ZM166 192H164V193H166ZM179 192H180V190H179ZM182 193H183V190L181 191ZM180 192V194H181V196H184V195H182V193ZM184 192H188V191H185L184 190ZM190 192H192V191H190ZM5 193H8V191L7 192H5ZM60 193V192H59ZM76 193H75V196H76ZM136 193V192H135ZM150 193V192H149ZM164 193H163V195H161L160 193V195H149V194H147V197H149V198H151V200L153 199V201L155 202H160V203H162V201L164 202V205H165V202H169V203H173L172 202V200L170 199H168V197H167V195L165 196L164 195ZM198 193V194H199ZM69 194V193H68ZM94 194H96V192L94 193ZM139 194V193H138ZM144 194H146V193H144ZM153 194V193H152ZM175 194H176V192H175ZM174 193H173V198H174V200L177 198V199H179V196L176 194L175 195ZM185 194V193H184ZM198 194L197 195H192V196H194L195 198H197L196 196H198ZM201 194V193H200ZM199 194V196H202V194H204V193H202L201 195ZM60 195V194H59ZM63 195V194H62ZM73 195V194H72ZM143 195V194H142ZM14 196V195H13ZM56 196V195H55ZM58 196V195H57ZM67 196H70V195H66L65 197H67ZM74 196V197H75ZM95 196V195H94ZM98 196V195H97ZM146 196V195H145ZM178 196V197H177ZM191 196V197H192ZM59 197V196H58ZM91 197H92V194H91ZM96 197V196H95ZM95 197H92L93 199L95 198ZM100 197V196H99ZM229 197V196H228ZM227 197V198H228ZM68 198V197H67ZM102 198V197H101ZM158 198H164L165 200H159ZM184 198V197H183ZM193 198V197H192ZM199 198V197H198ZM197 198V199H198ZM24 199H26V198H24ZM79 199V198H78ZM87 199H90V197H88ZM139 199V198H138ZM186 199V198H185ZM190 199V198H189ZM10 200V199H9ZM33 200V199H32ZM96 200V199H95ZM181 200H183V202H184V199H182V197H181ZM193 200V199H192ZM196 200V199H195ZM6 201H8V200H6ZM5 201V202H6ZM12 201V200H11ZM82 201V200H81ZM79 202V203H82V202ZM85 201H87L88 202V200H85ZM91 201V200H90ZM89 201V202H90ZM96 201H99V200H96ZM148 201V200H147ZM176 201V200H175ZM5 202H3V203H5ZM34 202V201H33ZM87 202H86V204H87ZM92 202V201H91ZM93 202H94V200H93ZM194 202V201H193ZM192 202V203H193ZM9 203V202H8ZM7 203V204H8ZM22 203V202H21ZM24 204V207H21L19 210L20 211H22V212H20L19 210H18V217H17V221H16V223H15V230H13L12 232H10V233H12V234H10L11 236V238L12 239H15V240H17V241H15V240H13V241H15L14 242V247L12 246L11 248H9V250H7L6 251V253L8 252V254H9V256H10V259H15V258H18V257H20V256H22L23 254L24 255H26V256H28L29 257V260L30 259H32V258H34L35 256H38L40 253H41V249H40V247L38 248V246L37 245H33V244H31V242H32V234H33V229H35V228H37V224H38V222H39V217L40 216H38V212L35 210V208H33L32 207V205H30L31 203H29L28 201H25V202H23ZM97 202H95L94 204H96ZM99 203V202H98ZM97 203V204H98ZM114 203V202H113ZM159 203V204H160ZM191 203V201L189 202V205L190 204H192ZM6 204V203H5ZM72 204V203H71ZM83 204V203H82ZM82 204H80V205H82ZM85 204V202H84V205H86ZM90 204V203H89ZM92 205H93V203H91ZM186 204H188V202L186 201ZM186 204H184V205H186ZM20 205V204H19ZM166 205H168L169 206V204L167 203ZM174 205H175V203H174ZM177 205V204H176ZM175 205V206H176ZM1 206H2V210L5 212L6 211V213H7V210H6V207L8 206H6V205H4V204H1ZM6 206V207H5ZM83 206V205H82ZM89 206V205H88ZM155 206V205H154ZM153 206V207H154ZM156 206H158L157 204H156ZM155 206V207H156ZM163 206V205H162ZM162 206H160V207H162ZM174 206V207H175ZM31 207V210H29V208ZM114 207V206H113ZM219 207H221V206H219ZM233 207V206H232ZM73 208V207H72ZM157 208V207H156ZM171 208H173L172 206H171ZM8 209V208H7ZM22 209V210H21ZM154 209V208H153ZM222 209V208H221ZM179 210V209H178ZM219 210H220V208H219ZM17 211V210H16ZM108 211V210H107ZM183 211V210H182ZM191 211V210H190ZM76 212V211H75ZM172 212V211H171ZM217 212V211H216ZM5 213V214H6ZM40 213V212H39ZM100 213V212H99ZM111 213V212H110ZM169 213V212H168ZM181 213V214H180ZM221 213V212H220ZM48 214V213H47ZM79 214V213H78ZM78 214H76V216H78L79 217V215ZM187 213L186 212H179V215L177 216H173V218L170 220V223H172V227L170 228L171 230H176V231H181V232H185L186 234L191 230V228H190V230L188 229L189 228V225L191 224V219H192V217H191V215L190 216H188V215H186ZM214 214V213H213ZM50 215V214H49ZM72 215V214H71ZM104 215V214H103ZM127 215H129V214H127ZM67 216V215H66ZM73 216H75L74 214H73ZM107 216V215H106ZM50 217V216H49ZM72 217V216H71ZM70 217V219H72ZM129 217V216H128ZM191 217V218H190ZM198 217V216H197ZM75 218V217H74ZM102 218H103V216H102ZM162 218V217H161ZM166 218V217H165ZM208 218V217H207ZM69 219V217H68V221L70 222V221H72V220H70ZM76 219H77V217H76ZM99 219V218H98ZM100 219H101V217H100ZM111 219V218H110ZM132 219V218H131ZM153 219V218H152ZM156 219V218H155ZM194 219H196V218H194ZM262 219H264V218H262ZM54 220V219H53ZM75 220V219H74ZM65 221H67V219H65ZM167 221V220H166ZM213 221V220H212ZM211 221V222H212ZM228 221V220H227ZM261 221H264V220H261ZM72 222H74V221H72ZM71 222V223H72ZM151 222V221H150ZM156 222V221H155ZM208 222H210V221H208ZM26 223V224H25ZM102 223V222H101ZM105 223V222H104ZM113 223V222H112ZM133 223V222H132ZM139 223V222H138ZM161 223V222H160ZM199 223V222H198ZM197 223V224H198ZM202 223V222H201ZM26 225V226H28V228L26 229L27 231H24L23 230V225ZM63 225V224H62ZM73 225V224H72ZM122 225V224H121ZM150 225H152V224H150ZM192 225H193V223H192ZM119 226V225H118ZM101 227V226H100ZM152 227V226H151ZM153 227H154V225H153ZM231 228V227H230ZM104 229V228H103ZM123 229V228H122ZM155 229V228H154ZM40 230V229H39ZM67 230V229H66ZM125 230V229H124ZM139 230V229H138ZM170 230V231H171ZM118 231V230H117ZM194 231V230H193ZM225 232V231H224ZM35 233V232H34ZM154 233H155V231H154ZM191 233V232H190ZM258 233V232H257ZM260 233H262V232H259L258 234H259V236H260ZM142 234V233H141ZM133 234H129V233H127V232H125V231H118V232H114V231H107V232H103V231H101L100 229H98V228H96V229H86V230H84V231H82V232H74L73 234L72 233H70L69 235H68V241H69V243H70V251H69V256H75V255H77V254H79V255H81V256H88L90 259H88L87 257H84V258H80V261L84 264L85 262H86V264H97V261H101V260H110V258L113 256V255H115V256H118V255H124V256H126V257H130V259H131V261H133L135 264H155L154 263V261L149 257V255L147 254V251L145 250V248L143 249V247H145L144 245H143V242H140L141 240L139 239V238H141V237H139V238H137V237H135V236H132ZM195 235V234H194ZM194 235H190L191 237H194ZM220 235V234H219ZM232 235H234V234H232ZM230 236V237H233V236ZM249 236H250V234H248ZM139 236V235H138ZM187 236V235H186ZM221 236V235H220ZM249 236H247L248 237V239H247V241L245 242L246 244H244V246H248V248L246 249V247H244L246 250H244L243 249V241L241 242V244H240V247H242V249H243V251H247L248 249H249V246H250V250L252 249L251 248V245H253L254 247H258L259 246V248H257L258 250L257 251H259L260 252V255H262V254H264V253H262V252H264V250H261L260 248H262V247H264V245H262V244H253V242H251V245H250V241H249V239L251 238V240H253V236H250V238H249ZM37 237V236H36ZM188 237V236H187ZM199 237V236H198ZM246 237V238H247ZM261 237H262V235H261ZM260 237V238H261ZM208 238V237H207ZM228 238V237H227ZM234 238V237H233ZM259 238V239H260ZM19 239H20V241H22L23 243H25V244H27L29 247H22L23 246V244H20V242H18L19 241ZM34 239V238H33ZM66 239H67V235H66ZM156 239V238H155ZM212 239V238H211ZM242 239V238H241ZM258 238L257 239H255V237H254V243H257L258 241L260 242V243H262L261 241L262 240H259ZM261 239H264V237H262ZM36 240V239H35ZM140 240V241H139ZM152 240V239H151ZM188 240V239H187ZM256 240H258L257 242H256ZM34 241V240H33ZM153 242H154V239H153ZM142 243V244H141ZM158 243V242H157ZM198 244V243H197ZM261 245V246H260ZM78 247H80V248H82L84 251H79V252H77L76 251V249L78 248ZM112 247H115L116 249H113ZM253 247V248H254ZM53 248V247H52ZM146 248H147V246H146ZM183 248V247H182ZM40 249V250H39ZM241 249V248H240ZM256 249V248H255ZM52 250V249H51ZM229 250V249H228ZM261 250V251H260ZM173 251V250H172ZM257 251H255V253H257ZM149 252V251H148ZM213 252V251H212ZM0 253H4V252H2V251H0ZM150 253H151V251H150ZM165 253V252H164ZM234 253V252H233ZM252 253V252H251ZM262 253V254H261ZM242 254V253H241ZM253 254V253H252ZM259 254V253H258ZM50 255H52V254H50ZM49 255V260H51L52 258H51V256ZM180 255V254H179ZM226 255V254H225ZM239 255V254H238ZM54 256V255H53ZM52 256V257H53ZM114 257V256H113ZM173 257V256H172ZM244 257V256H243ZM252 257H253V255H252ZM120 258V257H119ZM158 258V257H157ZM161 258V257H160ZM163 258V257H162ZM190 258V257H189ZM241 258V257H240ZM261 258V257H260ZM114 259V258H113ZM120 259H122V258H120ZM119 259V260H120ZM234 259V258H233ZM242 259V258H241ZM255 259V258H254ZM129 260V259H128ZM240 260V259H239ZM238 260V261H239ZM126 261V260H125ZM162 261V260H161ZM236 261V260H235ZM122 262V261H121ZM38 264L37 262H33V261H30L29 262V264ZM125 262H123V264H124ZM133 263V264H134ZM162 263H165L166 264V262H162ZM168 263V262H167ZM16 264V263H15ZM21 264V263H20ZM23 264V263H22ZM28 264V263H27ZM126 264V263H125ZM129 264H131V263H129ZM157 264V263H156ZM161 264V263H160Z\"/></svg>",
  "mask_w": 264,
  "mask_h": 264
},
{
  "label": "crops",
  "instance_id": "0c3cea01",
  "mask_svg": "<svg viewBox=\"0 0 264 264\" xmlns=\"http://www.w3.org/2000/svg\"><path fill=\"white\" fill-rule=\"evenodd\" d=\"M17 1L18 0H14L15 4H10L9 2H7V0H0V21L2 22L0 23V29L2 28L0 30V35L2 34V32L7 33L10 30L11 32L8 33L11 36L13 32L16 35L15 36L13 34L12 37L14 40L12 44L7 48L8 50L7 52L2 51L3 47L0 41V60L3 62L1 65L0 72L2 71L3 67L7 64L11 56L16 52V50H19L15 58L11 60L9 68L6 69L4 76L1 78V82H0V86H5V85L7 86L6 80H11V83L9 85V94H6V92L2 90L4 87L0 88V93H1L0 102L1 103L8 102L10 104H14V103L22 104L20 105L21 107H19V109L17 108V110L15 111V114L13 115L14 118H20L21 116H23L24 112L28 113L29 110L32 109L35 105H36L35 113L36 112L40 113L41 111H43L44 110L43 108H45L44 107L45 101L43 99V96L47 87H50L53 93L56 94V97L60 98L59 100H62L61 103L63 105L65 104L70 110H80V111L83 110L82 115L84 116L86 112L89 111V109L93 106L94 99H97V97L100 96V94H102L103 91H106V89L103 87L114 86L113 88L116 89L115 85L117 83L118 84L117 86L118 88H120L119 90L121 91L122 86L119 87V84L121 83H119L120 81L116 79V76L119 75L122 71L128 74L127 80L131 81V78L138 77L139 74L136 75V72L139 73V71L132 64L130 65V55H129L130 50H113L111 48L114 46H118L120 43L119 40L122 38L121 24L120 22H118L119 18L121 16H123L124 18L128 15L129 16L128 18L131 19L133 16V14L127 13V12L130 13V11L133 10H130L128 8L121 9L119 7L121 6L119 4L120 0H89L91 2L87 7L89 11H91V8L96 6L97 11L102 15L103 20L107 25V29H109L108 34L104 35V37H102V39L99 40V42L97 43L98 45L95 44V46H92L91 44L93 29L88 26H82L81 25L82 20H80L79 17L72 14H65L64 10L62 9L63 7H65L67 1H69L70 5L74 4L75 6H81L83 4L81 0H58L54 4V7L51 8V10H47L46 13H45V9H46L45 5L47 4H44L47 2L46 0L44 1L26 0V2L27 1L29 2V4L30 1L31 3L33 2L32 7H34L35 11H36L35 7L37 8V11L39 12L40 15L37 14L36 16L34 10H32L33 13L31 12V14L33 15H31V14H25L23 11H20L19 9L27 6L29 7L31 4L27 5L28 2L25 3V1L21 0L22 3L25 4H23V6L21 5L20 7L19 5L21 4L20 0L19 2ZM126 1L129 7H136V5L137 7H141V6L148 7V4L152 5V3L154 2L156 3V0H154V2H152L153 0H145L144 2L146 1L149 2L146 3V5L144 4L143 0H139V1L126 0ZM111 3L112 5H115L117 7L112 12V16L110 18V16L108 15L106 16V12H107V8L110 6ZM156 4H154V6L153 5L151 6L153 8L154 7L156 8V9L154 8V14L152 17L157 19L161 16L160 18H163V20L165 19V21L168 19L169 22L171 20L170 15L172 12V10L170 9L171 8L170 4L168 3H165L163 5L162 3H156ZM6 5L12 7L14 6L13 8L17 9L20 15H27L25 17H30V19H27L29 22H34L43 16L41 18V21H39L35 25L36 38L31 40L25 46V48H20V47L18 48L19 44L24 39V36H22L24 34L22 32H18L6 18L7 15L4 10ZM15 5L17 6L15 7ZM159 6L160 9H157ZM163 6H165L166 10L167 8L169 9L167 10L169 11L167 13L168 15L166 14L165 16H162V14L160 13L161 8L162 9L164 8ZM213 6H214L213 9L215 10L214 12L216 14V19H209L208 17L201 19L199 16H190L185 21L186 23L184 25L181 24L182 28L187 33H196L202 35L205 34L208 35V37L214 38L215 33H217L216 32L217 29L225 30L227 28H230V25L236 22L250 21L251 17L255 14L253 0H220L216 3H213ZM89 11L87 10L86 12ZM157 14H160V16H158ZM3 27L4 29L5 28L6 29L4 30ZM205 27L208 29V34L207 31L204 30ZM210 30H215V31H210ZM19 37H22L21 38L22 40H19L20 39ZM41 39L47 40L52 47L51 50H42V53L39 54V50H35V49L37 47L38 41ZM83 40H88L90 43L88 45H83ZM115 40H117L118 44L115 43L116 42ZM217 40L218 41L223 40V38L219 37ZM129 65L131 67H129ZM145 69L147 70L146 66ZM78 82L81 86L77 84ZM130 85L131 86L139 85L140 87L144 88L146 87L147 82L144 84V86H142L143 84L131 81ZM79 88H85L87 90V92L86 90H84L85 93L87 95L90 94L88 98L89 97L91 98L90 101L92 102L89 104L92 106L86 104V102H88L87 101L88 99L84 95L83 89H79ZM113 91L114 89L111 91V93ZM98 92L100 93L99 95ZM103 95L105 94L103 93ZM103 95H101L100 97H102ZM111 95H113L112 101L114 102L115 101L117 102L118 98H120V95L119 97H115L116 94L114 93ZM142 95L144 96L143 98H141ZM150 95L153 94H151V92H149L148 89H144L141 96L139 97L141 98L139 103H137L135 107H133L134 105L133 104L124 114H120V112H122L121 105L123 103L121 102L119 103L118 100L117 103L115 102L116 104L115 105L114 102H112L111 100L108 101L103 97V100L105 99L104 100L105 103L103 100H101V102H103V104H106V102L108 101L109 105L107 103L105 106L100 102L101 105L104 106V107H100L101 109L100 111H103L102 108L108 106H109L108 109L109 108H111L112 110L114 109L113 112L116 109L112 107H116L117 109L119 107V109H121V110L119 109L117 110L118 115L116 113L111 112L112 111L111 109H110L111 111L107 110V112L109 111L107 113L108 115L106 114L104 118L108 117L110 114L112 115V116L110 115L111 116L110 119L112 120L117 118L119 119L120 117L118 116L124 118V120L121 118L119 119V121L117 122L118 126L116 125L115 126L116 128H114V131L112 132V133H121V135H124L123 139L122 140L108 139L107 141H110L111 143H113V145L118 146V144L119 145L122 144L125 141V139L128 138V136L137 127V125L142 120H144L158 104L157 98L153 99ZM113 98H115L116 100H113ZM42 102L44 106H42ZM111 103H113L114 105ZM117 104H119V106ZM48 107L49 106H47L46 108L48 109ZM40 108H42L43 110ZM114 114H116L117 117H115ZM97 116L98 114L96 113L95 117L97 118ZM28 119H30V117L27 118L25 121L27 122ZM117 146H115V148ZM104 150L106 151L107 154H110L115 149L113 147H108V148L104 147ZM2 212L3 210L1 206L0 214ZM1 220L2 219L0 215V225H1ZM16 221H17V217L14 219V223L11 220L7 221L5 223V232L0 233V251L4 252V253H0V264H7L14 262L13 260L10 259V256L8 254L9 251L7 253L6 251L9 250V248H11L14 245L15 241H17L15 239L10 238V234H11L10 232L15 230L14 226ZM18 242H20V244H23L22 247H29L27 244L20 241V239ZM19 261L20 260H18V262ZM37 262L42 263V258H39V256H37Z\"/></svg>",
  "mask_w": 264,
  "mask_h": 264
},
{
  "label": "built area",
  "instance_id": "2783aa9c",
  "mask_svg": "<svg viewBox=\"0 0 264 264\" xmlns=\"http://www.w3.org/2000/svg\"><path fill=\"white\" fill-rule=\"evenodd\" d=\"M74 264H78V263H74Z\"/></svg>",
  "mask_w": 264,
  "mask_h": 264
}]
</instances>
